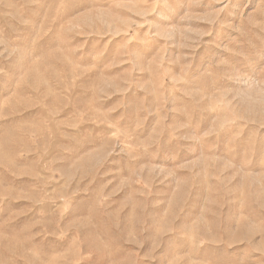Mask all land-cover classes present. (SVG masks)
Returning <instances> with one entry per match:
<instances>
[{
	"label": "rangeland",
	"instance_id": "obj_1",
	"mask_svg": "<svg viewBox=\"0 0 264 264\" xmlns=\"http://www.w3.org/2000/svg\"><path fill=\"white\" fill-rule=\"evenodd\" d=\"M0 264H264V0H0Z\"/></svg>",
	"mask_w": 264,
	"mask_h": 264
}]
</instances>
